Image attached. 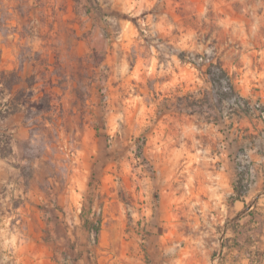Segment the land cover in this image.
<instances>
[{"label":"rangeland","instance_id":"374dc122","mask_svg":"<svg viewBox=\"0 0 264 264\" xmlns=\"http://www.w3.org/2000/svg\"><path fill=\"white\" fill-rule=\"evenodd\" d=\"M254 16L240 0H0V159L26 195L14 226L71 264L110 263L163 202L194 198L185 165L244 167L264 144Z\"/></svg>","mask_w":264,"mask_h":264},{"label":"crops","instance_id":"0c3cea01","mask_svg":"<svg viewBox=\"0 0 264 264\" xmlns=\"http://www.w3.org/2000/svg\"><path fill=\"white\" fill-rule=\"evenodd\" d=\"M240 10L255 15L246 22L247 27L260 30L264 45V0H240ZM262 50L256 93L264 107V47ZM221 157V165H214L215 160L207 166L202 160L185 165L194 198H171L175 204L169 211L163 202L160 222L154 227L150 224L142 235L130 234L125 244L119 239L117 244L112 242L118 255L103 264H264V144L246 152L242 168L233 166L232 156ZM12 162L0 159V264H71L66 260L67 246L60 248L61 258L52 239L45 243L38 231L24 236L14 226L23 217L26 195ZM240 179L246 187L237 194ZM114 232L116 229L112 237L119 238ZM121 253H127V260Z\"/></svg>","mask_w":264,"mask_h":264},{"label":"trees","instance_id":"16d2710c","mask_svg":"<svg viewBox=\"0 0 264 264\" xmlns=\"http://www.w3.org/2000/svg\"><path fill=\"white\" fill-rule=\"evenodd\" d=\"M222 74V71L219 70V74L218 75H221ZM1 77H4V73L2 72L1 73ZM219 76H217L218 78ZM237 185L238 186H235V192H237V194H242L243 191H244V188L246 187L245 184L242 183V180L240 179L238 182H237Z\"/></svg>","mask_w":264,"mask_h":264}]
</instances>
